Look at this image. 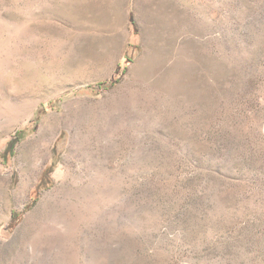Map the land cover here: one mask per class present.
Instances as JSON below:
<instances>
[{
	"label": "rangeland",
	"instance_id": "1",
	"mask_svg": "<svg viewBox=\"0 0 264 264\" xmlns=\"http://www.w3.org/2000/svg\"><path fill=\"white\" fill-rule=\"evenodd\" d=\"M130 4L148 57L52 104L114 77ZM26 127L0 264H264V0H0V155Z\"/></svg>",
	"mask_w": 264,
	"mask_h": 264
},
{
	"label": "trees",
	"instance_id": "2",
	"mask_svg": "<svg viewBox=\"0 0 264 264\" xmlns=\"http://www.w3.org/2000/svg\"><path fill=\"white\" fill-rule=\"evenodd\" d=\"M131 25H132L133 31H134L133 37L130 41V44H129V47H128V50L126 52L124 59L118 65L115 76L108 82H101V83L96 84L94 86H89L87 88H84L81 91H78L76 93H72V94H69L67 96L61 97L56 102H53L52 104H55V103L63 104L68 99H71L72 97H76L78 95H85L88 97L96 98V97H99V95L102 91L112 89L116 85L120 84L123 81V78L127 72L128 67L135 61L137 56L140 54V38H139V33H138V30L136 28V25H135L133 19L131 20ZM130 50H134L136 53L134 55H130ZM45 113H46V111L45 110L43 111L42 107H40L36 111L34 119L32 121V123H34L33 124L34 126L32 128L33 131H35L37 129L38 123L41 120V117ZM28 130H29V127H26L22 130H19L17 135L8 141L4 152L0 155V157L2 159V164L4 167L9 168L12 165L14 157H15V152H16L17 146L23 140H25L27 138L28 134H30V132H29V133H27V136L24 135ZM62 140L63 139L61 136L57 140V143L60 142V145H61ZM59 158H60V153L55 152V155L53 157L51 164L45 168L44 172L42 173V175L40 177L38 184L36 185V188L32 192L33 195H32L30 203L26 206V210L32 209L35 206V204L37 203L36 195H40V192L42 191V185L44 184L45 181H48V183L50 184L48 189L51 187V185H52L51 174L54 172Z\"/></svg>",
	"mask_w": 264,
	"mask_h": 264
},
{
	"label": "crops",
	"instance_id": "3",
	"mask_svg": "<svg viewBox=\"0 0 264 264\" xmlns=\"http://www.w3.org/2000/svg\"><path fill=\"white\" fill-rule=\"evenodd\" d=\"M134 6L133 4H130L129 6V16H128V21H129V31H128V35H127V39H126V42H125V45L121 51V54H120V57L118 59V62L116 64V67H115V70H114V73H113V76H115L116 74V70L118 68V65L122 62V60L124 59L125 55H126V52L128 50V47H129V44H130V41L133 37V27L131 25V20L133 19L135 25H136V28L138 30V33H139V38H140V54L137 56V58L135 59V61L128 67L127 69V72L126 73H134L135 70L138 68V65H141L142 62L148 57L147 55L150 54V51H149V48L147 47L145 43V39L143 37V34H142V30L140 28V26L137 24L136 22V18H135V10H134ZM136 52L134 50H130V55H134Z\"/></svg>",
	"mask_w": 264,
	"mask_h": 264
},
{
	"label": "bare ground",
	"instance_id": "4",
	"mask_svg": "<svg viewBox=\"0 0 264 264\" xmlns=\"http://www.w3.org/2000/svg\"><path fill=\"white\" fill-rule=\"evenodd\" d=\"M43 149V148H42ZM25 182L21 185V187L18 189V191H17V194H16V196H18V197H20V196H22V195H24L25 193H26V191L28 190V188L30 187L29 185V183L30 182H27L26 180H24ZM17 197V198H18Z\"/></svg>",
	"mask_w": 264,
	"mask_h": 264
}]
</instances>
